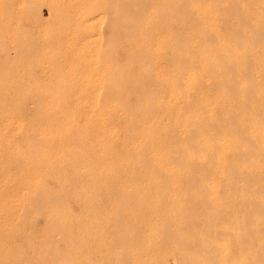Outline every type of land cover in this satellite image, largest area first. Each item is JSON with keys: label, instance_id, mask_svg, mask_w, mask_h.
Wrapping results in <instances>:
<instances>
[{"label": "rangeland", "instance_id": "rangeland-1", "mask_svg": "<svg viewBox=\"0 0 264 264\" xmlns=\"http://www.w3.org/2000/svg\"><path fill=\"white\" fill-rule=\"evenodd\" d=\"M11 1L6 2L8 6L11 5L4 10V14H1L3 17L0 15V61L3 66L0 70V94L2 91L4 96V99L0 98V100L7 101L8 108L11 106V110L7 108L6 113L25 119L26 122L32 119L35 121L36 118H40L39 121L43 122L46 120L45 117L43 120L40 117L44 109L43 103L47 105L48 101H61L67 107L63 109L62 105L61 109L68 110L71 106L75 108L77 101L83 98L80 95V84L83 83L85 73L80 63L83 57L80 46L85 39H80L79 33L75 34L78 21L74 15L68 20L67 18L61 20L56 14L51 15L50 3L56 4L60 0H31L30 7L29 5L23 7L22 3L19 4V0L18 2L13 0L14 3ZM189 1L194 0L187 2ZM159 2L157 0L153 5L147 6V15L150 11V15L154 13L147 18L156 17L158 10L156 4L159 5ZM169 6H161L162 8L159 9L161 15L158 14L161 20L158 18L157 20L165 22L172 20L173 17L175 21L179 19L178 24L173 21L175 26L172 24L173 26L170 27V23H173L171 20L170 23L168 21L164 23L166 25L164 26L166 29L170 27L171 30L173 27L172 31L182 33L181 37L185 35L184 43L190 44L189 47L182 45L186 48L182 49L184 51H181V58L176 59L180 66L178 83H176L177 178L175 188L172 186L173 189L170 187L172 183L167 181L171 196L166 191L163 197L169 194L170 198L167 196L165 199L170 202L164 199L166 204L163 201L160 203L161 206L165 205V209L163 206L160 210L152 209L149 199L157 195L152 187L150 188L154 196L150 192L148 197L140 199L139 194L134 191L132 194L137 196L128 197L130 202L136 201L141 207L143 203L147 206L149 202V208L144 205V208L139 207L141 209L134 208V210H129L126 206L121 210L119 208L121 206L118 207L117 197L116 199L112 197L111 192L107 190L106 195L103 190L101 191L103 194L59 193L60 195L57 194L58 192L25 194L11 190L0 191V264H239L241 253L238 251L245 245L244 242L243 245L240 242L243 238L240 236L241 233L245 230L264 229V49H250L251 51L232 49L222 53L220 50H217V53L212 50H201L199 47L194 50V43L192 42L193 45L190 43L193 41V37L190 36L192 28L187 26L184 27L185 30L182 24V17L185 16L186 11L189 12V8L178 9L179 13L172 11L178 13L176 17L175 13L174 15L170 13V8L167 9ZM217 10L223 18L225 14L223 9L218 7ZM163 14L168 15V19ZM236 16L232 15L234 19L230 16L226 17H230V21L234 20L233 23L236 24ZM147 18L140 20L139 27H143V32L141 28L136 27L134 30L137 31L136 35L133 31L135 36L131 37L133 40L137 36L139 38H136L137 42L142 41V45L148 42L149 48L152 45L155 47L151 48H156L158 37L165 35L163 34L165 31H162L165 28L164 26L162 30L156 28L155 31L152 25L154 33L151 27L148 28L150 25L142 26L143 23L148 22ZM225 18L222 22L226 21ZM108 21L110 22L109 19ZM108 21L102 24L104 26L100 24L98 27L96 24L91 28L90 33L93 38L102 36L104 44L113 47L111 52L118 53L120 61H125V54L121 51L124 49L125 37L114 38L111 34L112 22L110 24ZM222 22L220 23L222 25H217L224 32L225 27L223 28ZM145 29L147 30L144 31ZM157 31L160 33L158 34ZM144 33L147 35V38H144L148 40L144 41V38L140 40ZM50 35L52 40L49 38ZM152 35L155 36L153 38L156 44L153 43ZM108 38L110 41L108 40L107 43ZM110 42L118 45L113 44L114 47L109 44ZM180 45L177 47L181 48ZM162 47L166 48L165 44ZM152 56L151 54L150 58L155 57ZM150 58L148 57L151 61H148L150 67L155 66V58L153 60ZM143 60L141 63H145L144 66L148 65V62H145L147 60ZM141 63L136 59L133 67L130 65L129 70L127 69L131 74L125 71L124 76L129 77L128 80L135 79L136 77L133 76L141 73ZM169 64L167 70L171 67ZM168 87L165 84L164 90L159 92L158 98L163 99L164 102L168 100ZM155 92L158 94V91ZM135 95L137 93L129 96V98L134 97L129 99L132 105L134 101L136 105L140 103ZM64 100L68 101L67 104L71 103V106L65 104ZM4 102L2 104H5ZM14 103L20 106L14 107ZM38 104L42 109L38 108ZM137 106L133 107L136 109ZM74 108L72 110L77 107ZM134 108L133 112L137 113L136 116L143 111L139 108L134 111ZM37 115L39 117H36ZM116 117L113 116L115 119ZM59 121L62 122L63 119L59 118ZM124 122L122 120V123ZM42 124L44 125V122ZM39 125L36 126L40 127ZM4 138L5 136L0 137V159H2L0 188L4 182L14 184L16 181L8 179L5 169H9L13 176L21 174L23 168L21 165L25 163L20 162V171L18 162L16 163L17 157L15 160L14 157L18 148L23 150L27 148L22 135H16L12 142L7 143H4ZM68 149L72 148L68 145ZM25 150L24 152L27 151ZM13 162L15 165L12 164ZM70 165L72 164L66 163L71 170L75 168L74 165L71 167ZM64 166L54 172L57 174L59 170H64L62 174L66 173L69 168ZM135 169L138 172L142 168L137 166ZM71 170L69 169L68 172ZM141 171L145 172V169ZM54 172L52 175L49 173L51 177L48 174V178L44 177L46 178L44 180L52 186L48 187V185V188L57 190L59 177L55 178L56 181L55 179L49 181L56 175ZM74 172L76 174L75 169L68 176L71 178ZM232 174L234 177H231ZM119 178V182L114 183H121L123 179ZM141 181L146 180L135 183L124 180L123 185L132 188V185L139 184L141 187L143 185ZM72 184L74 183L70 186ZM171 190L174 193L170 192ZM115 202H118L117 207L120 210L115 206ZM112 204L114 207L111 208ZM235 247L237 249H234Z\"/></svg>", "mask_w": 264, "mask_h": 264}, {"label": "bare ground", "instance_id": "bare-ground-1", "mask_svg": "<svg viewBox=\"0 0 264 264\" xmlns=\"http://www.w3.org/2000/svg\"><path fill=\"white\" fill-rule=\"evenodd\" d=\"M9 1L10 0H0V15L4 14V10H6L7 7L11 5H7L8 3H10ZM16 1L18 2V0ZM30 1L31 0H19V4L22 3V5H24L23 7H27V5L30 4ZM152 1L154 0H60V2H57L56 4H54V2H52L53 4L50 3L51 15L56 14L58 15V18H61V20L62 18L63 20L64 18L65 20L66 18L68 20L70 19L69 17L71 15H74L76 17L78 26H75L77 27V31L74 30V32L76 31L75 34L79 33L78 36L80 39H85V41L82 43V46H80L82 47L81 52L83 54L80 63H82V68L84 67L85 73V77L83 76V83L80 84V95L83 98L77 101V103L74 105L75 108L77 107L76 109L70 105V102V104H67L68 101L64 100V103L66 102L65 104L71 106V109L69 107L68 110L65 109L66 111L61 109V106L63 105L61 101H48L46 102L48 103L47 105H44L43 103L42 105L44 109L42 110V114L40 116L41 111H39L40 113L38 112V114L42 118V120L45 117L44 119L46 120L43 121L44 125L42 124L43 122L39 121L41 120L40 118H36L37 121H34L32 119L27 120L26 122L24 121L25 119L16 117L11 113H6L8 108V104L6 103L7 101H3L6 104L5 105L2 104L3 102L2 100H0L2 102L0 103V118L2 117L0 119V137L5 136L4 143H7L12 142L16 135H22V138L24 139V145L27 147V151L24 149L26 152H24L23 149L18 148L16 150L17 152L15 153L17 156L15 155L14 157V160L17 157L16 163L18 162V167H20L23 162L25 163V166L21 165V167H23V173L20 172V167L19 172L22 175L20 174L19 176H15L14 174L13 176V173L11 174V171L9 169H5L8 179H15L16 181H13L14 184L4 182L3 186H1L0 188L1 192H7L11 190L15 192H22L25 194H48L49 192L52 194V192H58L57 194L104 193L106 195L108 194L106 193L107 190L108 192H111L112 197L114 196L115 199L117 197L116 200H118L119 205L118 202H115L114 204H116V207L117 205L118 207L121 206L119 208L123 210V206L124 209L126 206L129 210H134V208L138 209L139 207H141L140 203L138 204V202L136 203V201L130 202L131 200L129 201L128 197L130 195H136L132 194L135 191V193L139 194V196L141 197L140 199H143L142 197H148V194L150 192L152 193L153 189L157 192V195L154 196V194L152 193V196L154 197L150 196L151 198H148L150 200L152 209L155 210L157 208L160 210L162 206H165L164 204H166V202L164 201L168 200H166L165 198L167 196L168 198H170L171 196V194L169 193V184L167 185V181L172 183L170 187L173 189L172 186H174L175 180L177 178L175 168V164L177 162L176 158L178 156L175 139V133L177 131L178 98L176 83H178L177 75L179 73L180 66L176 59L181 58V51H184L182 49L186 48L183 46L189 47L190 44L186 45V42L184 43L185 35L184 37L182 36V38V33H175L174 31H172L173 27L172 30L170 29V27L175 24L173 22L175 21L174 17V20L169 19L173 23H170L169 20H166L165 22H159V20H161L159 19L160 16L158 17V14H160L159 9L171 5L172 7L169 6L167 7V9L170 8L171 12H169L173 13L172 11L178 12L180 8L183 7L189 8V12L186 11L188 8L184 10L186 11V13H184L185 16L182 17V24L183 28H187V26H190L189 28H192V31L190 30V36L191 38L193 37V41H191L190 43L191 45H193L192 42L194 43V50L197 49L196 47L201 48V50H220L221 53L222 51L225 52V50L227 51L232 49L260 50L264 49V0H194L189 2H187L188 0H158L160 2L159 5L156 4V8H158V10H156V17L153 16L151 18L150 16L154 15V13L150 15L149 13L151 11L149 10L150 12L148 13V15L150 16L149 18H147V6H149V4L153 5L155 2H157V0L154 3ZM183 1L187 2V4ZM11 2L14 3L13 0ZM32 7L33 5H31V8ZM153 7H155V5ZM218 7L223 9L222 11L225 12V14H223V18L222 14H220V9L217 10ZM31 8L30 10L34 9ZM165 10L164 12H166ZM32 13L34 14L33 10ZM144 13L146 17L144 16ZM178 13H175V16L178 15ZM232 15L236 16V24L233 23L234 20L233 22L230 21L231 18L234 19ZM1 16L3 17V15ZM165 16L167 18L168 15ZM226 16H230L231 18ZM126 17L127 20H125ZM139 17L143 18L140 19ZM145 18L148 19V22H146L147 24L143 23L142 26L144 24L146 25V27L147 25H150L148 26L149 28L153 25V27L155 28L153 29L155 31L156 28H158V30H162V27L166 24L167 21L171 24L167 29L165 27L166 25L164 26L165 30L163 29L162 31H165L163 33L165 35H163L162 37H158L157 44L154 42V30L151 27V30H153V43L157 45L156 48H151L152 46L155 47V45H152L149 48L148 45L150 44L148 42V44H144L143 42L144 45H147V47L149 48L148 49L146 46L142 45V41L141 43L140 41L137 42V39H139L137 38V36L132 40L131 36H135L137 32H135L134 30L136 29V27L141 26L140 20L142 21ZM157 18L159 20H157ZM178 18L180 17L178 16ZM224 18L226 19V21L222 22ZM108 19L110 20V22H112L111 26L113 30H111V34L114 36V38H120L121 36L122 38L123 36L125 37V39L123 38L124 45L122 44L124 46V49L121 50L123 51L122 53L125 54V61H123L122 59V61H120V56L118 53L114 54L115 52H111V50L113 49L111 45L118 42L114 41V43L112 44L111 42L113 41H111L109 43L111 44V47H109L108 45L106 46L104 44L102 36L93 38L92 33H90L93 26H96L97 24V26L99 27L100 24L102 25L103 23H105V21H108ZM177 21H179V19L175 22L177 24L180 23ZM227 21H229V23H227ZM57 22L59 23V21ZM221 22L223 23V28L225 27L224 32L226 31L225 33L226 35L228 34V36H226L223 30H221L222 28L220 29V27L217 25H222L220 24ZM230 22H232V24H230ZM62 23L60 25H62ZM168 23L167 25H169ZM224 23L225 25H229L225 26ZM106 24L108 23L106 22ZM139 28H141L143 32V27ZM147 29H145L144 31H146ZM137 30L139 29L137 28ZM133 31L135 32V35H133ZM181 31L182 30H180V32ZM159 33L160 32H158V34ZM51 35L49 36L50 39L52 38ZM138 35H140L139 32ZM142 36L143 37H140V40L144 37L147 38V35H145V33L142 34ZM146 38H144V41L148 40ZM72 39L74 41V44H76L74 38ZM151 39L149 41H151ZM108 40L110 41V38L107 39V43ZM190 40L191 39H189V41ZM49 41L47 42L48 44ZM189 41L187 40V42ZM153 43L151 42V44ZM164 44L166 48L162 47ZM179 45L180 47L182 45L183 46L181 48H178ZM190 48L192 49V46H190ZM79 51L80 49H78V52ZM151 54L155 56L152 57L156 60L155 66L152 67H150L149 62L151 61H149L148 59V57H151ZM153 58H150V60H153ZM136 59L139 60L140 63L141 61H144L143 59L147 60L145 62L149 61L147 63L149 66H144L143 64L145 63H141L142 68L140 67L141 65L138 66L139 68H141V73L139 72L140 76L137 75V78V76L133 73L135 75L133 77L136 78L128 80V76L130 75L128 74V78H126L124 76V72L127 71L128 68H130V65H132L133 67V64L136 63ZM182 62H184V60ZM168 64L171 65V67L167 70ZM1 66L2 63L0 61V70L1 68H3V66ZM165 84L169 86V94L168 100L164 102L163 99L160 100L158 97L159 92L162 91ZM155 91H158V94ZM133 93H137V95H135V98L137 96V100L140 101V103L137 104L138 106L136 105L135 101V105L134 103L132 105V101L129 100L131 97H133L131 96L129 98L130 94ZM2 94L3 92L1 91V99L4 97ZM58 95L59 94H56V96ZM17 105L20 106L16 103L14 107H18ZM40 105L38 108H41ZM140 105L142 107H140ZM133 106H137L139 110H143L142 112L138 113L139 116H136L137 113L133 112ZM10 107L8 108V110H11ZM72 107L75 110H72ZM64 108L67 107L64 106L63 109ZM138 108H134V111H137ZM184 109L186 108L184 107ZM188 109H190V107ZM39 116L37 115L36 117ZM113 116H117L116 119L118 118V121L113 118ZM59 118L60 120L63 119L64 124H62L63 121H59ZM112 119H115L116 121H113ZM122 120L125 122L122 123ZM38 121L41 123H39ZM37 124H40V127H37ZM68 145L72 149L69 150ZM1 162L2 159H0V164ZM66 163L75 166L74 169L76 170V174L74 172L71 178L68 175L74 169L71 170V168L66 166ZM12 164L15 165V162H13ZM62 165L64 167H68L71 171L68 172L69 169L64 168L65 170H68L66 171V173L68 172L67 174H62L64 170H62L63 172L59 170V173L56 174L54 171L57 172L58 169H62ZM72 165H70V167ZM137 166L142 169L144 168L145 172H142V169L137 172L135 169V167ZM52 172L56 174H53L56 177L52 176L53 179L48 180L51 182V180L59 177L57 180V190L48 188L52 186H50V183L47 184V182H45L47 180H44L48 178L47 176L49 173H51L52 175ZM74 174L75 177L73 178ZM51 175L49 174L50 177ZM76 175L79 176L76 177ZM233 175L234 174L230 176L234 177ZM119 177H122L121 179H123L121 180L122 185L121 183L116 184L119 182ZM124 180L134 183L140 182V180H146L148 182L150 181V184H148L147 182L146 187H144L146 181H141L144 186L141 185V187H139V184H137L138 186L135 184V186L132 185V188H130L131 186L126 187V185L124 187ZM54 181H56V179ZM67 181H69V183ZM70 182L74 184L70 186ZM78 182L82 183L78 185L76 184ZM147 187H149V189ZM150 187H152V189ZM166 191L170 194V196L168 194L165 198H163L166 194L164 192ZM170 192H172V190ZM108 196L110 197L111 195L109 194ZM161 201L164 202L162 206L160 203ZM145 202L147 203L148 201ZM168 202L170 201L168 200ZM142 203L143 202H141V204ZM148 203L147 206L145 205V203H143V207L141 208H144V205L146 206V208H149ZM112 205H110L111 208L114 207V205ZM117 219L118 218H116V220ZM240 236L243 237V241L242 239L240 241L241 244L244 242L245 245L241 247L240 251L237 250L241 253L239 264H264V229L261 231L245 230L241 233ZM241 244L238 245L240 246ZM236 247L234 249H237ZM234 249L233 251H235Z\"/></svg>", "mask_w": 264, "mask_h": 264}]
</instances>
